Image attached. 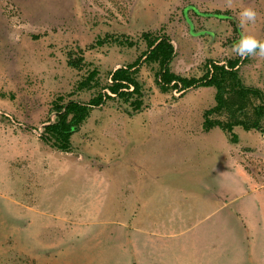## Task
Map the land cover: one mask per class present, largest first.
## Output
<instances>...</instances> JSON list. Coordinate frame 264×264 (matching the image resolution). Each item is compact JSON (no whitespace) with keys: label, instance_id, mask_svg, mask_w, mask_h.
Here are the masks:
<instances>
[{"label":"rangeland","instance_id":"obj_1","mask_svg":"<svg viewBox=\"0 0 264 264\" xmlns=\"http://www.w3.org/2000/svg\"><path fill=\"white\" fill-rule=\"evenodd\" d=\"M227 5L0 0V264H264V134L236 127L232 143L219 127L204 131L215 88L164 92L159 66L143 63L142 111L108 101L69 151L42 138L55 100L89 101L96 91L78 82L98 68L107 85L147 50L143 32L169 34L173 71L196 77L209 59L240 57L231 19L204 12L238 22L253 7L258 18L241 31L264 40V0ZM106 35L137 45H97ZM80 56L81 68L69 64ZM240 74L264 90V59L250 57Z\"/></svg>","mask_w":264,"mask_h":264},{"label":"trees","instance_id":"obj_2","mask_svg":"<svg viewBox=\"0 0 264 264\" xmlns=\"http://www.w3.org/2000/svg\"><path fill=\"white\" fill-rule=\"evenodd\" d=\"M199 14V12L194 9ZM206 16L231 19L235 32L243 34L235 18L221 11L204 12ZM141 39L147 44V50L133 63L123 65L110 73V82L103 85L98 68L90 69L88 74L78 82L77 91L95 90L89 101L65 100L59 96L53 106L56 118L50 119L43 127L42 138L56 149L69 151L72 148V136L87 121L92 111L101 108L110 100L118 99L127 105L130 115L146 107V93L138 78L143 63L159 66L157 82L164 92L177 90L185 94L191 89L213 87L216 90V104L204 112L203 130L206 132L219 127L232 143L239 140L236 127L245 131L257 130L264 134V90L249 86L240 74L241 65L248 58H231L222 63L209 59L205 63L202 76H184L173 71L172 63L176 57V46L167 33L143 32ZM99 46L117 45L133 48L137 42L129 36L106 35L96 42ZM96 45H92L91 48ZM84 51L81 52L83 55ZM83 56L70 58L69 64L81 68ZM130 109V110H129Z\"/></svg>","mask_w":264,"mask_h":264},{"label":"clouds","instance_id":"obj_3","mask_svg":"<svg viewBox=\"0 0 264 264\" xmlns=\"http://www.w3.org/2000/svg\"><path fill=\"white\" fill-rule=\"evenodd\" d=\"M228 7H231V0H228ZM259 13L253 7H245L240 10L238 16V27L243 29L246 25L254 24ZM232 52L242 58L264 59V40L252 34H242L240 39L233 45Z\"/></svg>","mask_w":264,"mask_h":264}]
</instances>
